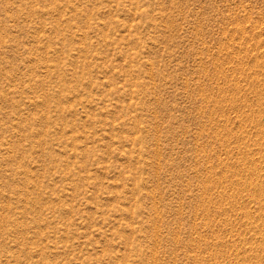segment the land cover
I'll return each mask as SVG.
<instances>
[{
  "label": "rangeland",
  "instance_id": "1",
  "mask_svg": "<svg viewBox=\"0 0 264 264\" xmlns=\"http://www.w3.org/2000/svg\"><path fill=\"white\" fill-rule=\"evenodd\" d=\"M0 264H264V0H0Z\"/></svg>",
  "mask_w": 264,
  "mask_h": 264
}]
</instances>
